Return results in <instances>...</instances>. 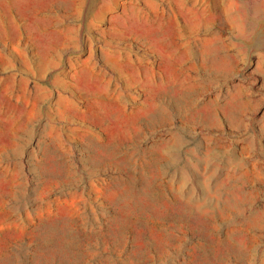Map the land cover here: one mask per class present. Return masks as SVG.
<instances>
[{"label":"rangeland","instance_id":"374dc122","mask_svg":"<svg viewBox=\"0 0 264 264\" xmlns=\"http://www.w3.org/2000/svg\"><path fill=\"white\" fill-rule=\"evenodd\" d=\"M0 264H264V0H0Z\"/></svg>","mask_w":264,"mask_h":264}]
</instances>
